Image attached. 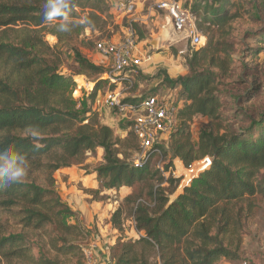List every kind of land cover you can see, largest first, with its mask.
I'll list each match as a JSON object with an SVG mask.
<instances>
[{"label": "trees", "instance_id": "trees-1", "mask_svg": "<svg viewBox=\"0 0 264 264\" xmlns=\"http://www.w3.org/2000/svg\"><path fill=\"white\" fill-rule=\"evenodd\" d=\"M217 1L212 6L200 0L192 7L196 26L207 33L208 41L188 57V73L177 79L164 75V82L179 88L184 97L177 111V127L168 146H161L163 161L171 156L164 171L169 172L175 158L186 166L207 155L213 158L211 166L171 201L167 193L177 189L181 178L171 173L165 178L164 172L154 167V154L136 168L131 151L139 149L137 136L131 131L126 137L116 136L93 109L102 82L98 77L106 69L87 58L76 43L85 28L112 35L114 18L109 0H72L71 17L87 16L92 24L66 33L53 26L59 20L45 21L42 0H0V29L5 28L0 61L7 68L0 77V150L12 147L25 154L32 172L47 173L49 180L48 187L34 179L0 187V207L15 210L19 222L34 232L51 223L59 231H78V225L64 223V217L75 212L54 189L52 175L83 163L88 153L102 149L104 163L96 170L102 187H140L125 200L134 204L132 219L142 234L137 239L122 233L117 237L110 248L113 264H217L221 259L236 258L243 229L239 205L248 197L264 195V106L252 102L262 93V83L257 79L262 71L259 61L264 52V26L246 32L253 44H245L239 51L229 41L227 27L240 16L243 5L235 0ZM247 4L257 23L264 25V0H247ZM18 25H24L25 34L18 35V41L9 40L7 29ZM134 28L144 41L140 23ZM48 34L75 52L74 74L97 77L86 99L89 104L74 97L78 85L73 76L59 72L65 63L63 51L47 43ZM238 70L241 73L236 78ZM249 77L254 80L249 82ZM227 80L233 81L230 84ZM196 117L209 119L200 130L198 144L190 130ZM30 124L39 126L41 139L28 137L26 126ZM37 143L39 148L34 146ZM166 182L173 188L163 186ZM111 222L116 230L123 231L122 207L113 213ZM3 233L0 226V256L8 262L34 259L31 254L35 248L26 233ZM152 249L157 251L154 263L146 255ZM37 259L40 264H51L46 258Z\"/></svg>", "mask_w": 264, "mask_h": 264}, {"label": "rangeland", "instance_id": "rangeland-1", "mask_svg": "<svg viewBox=\"0 0 264 264\" xmlns=\"http://www.w3.org/2000/svg\"><path fill=\"white\" fill-rule=\"evenodd\" d=\"M192 7L200 0H185ZM204 1V0H201ZM243 5L241 7L240 16L234 18L228 25L227 30L230 33L229 41L235 44V47L242 51L245 44H253L251 38L245 36L246 32L255 31L262 28L261 25L253 17V10L247 4V0H235ZM112 8V15L114 18V26H110V32H100L98 30L92 31L91 29L85 28L82 36L79 37L76 43L80 48V51L89 58L92 62L97 61L98 55L94 49V46L99 41H108L116 43V41L122 39L126 35L125 25L131 18L141 17L144 22L140 24L143 28L144 37L141 40L143 42V49L154 51L156 56L154 60L149 63H144L139 67L140 75L135 79L133 85H125L119 87L111 84L108 80H102L100 88L97 91V96L94 104L100 99L102 103L108 93H124L129 94L130 98L133 95L148 96V95H159L163 96L166 92H173L174 97L177 98V105L180 107L183 104L184 97L180 93L179 88L170 87L169 84L164 82V75L168 74L171 78L177 79L181 75L188 73L187 59L193 51H196L192 47L189 41L180 40L179 42H173L168 39V30H170V23L167 20V15L161 12H155L154 4L157 0H137L139 9L136 11L134 16L125 14L122 10L116 7V0H109ZM217 0H205V3L209 5L215 4ZM213 6V5H212ZM5 28L0 29V39L2 38L1 33ZM9 32V40L18 41V35L25 34L24 25H18L13 28L7 29ZM113 31V33H112ZM207 37V33H204ZM17 37V38H16ZM45 40L50 46L57 47L63 51L65 63L59 69L60 73L67 76H73V79L77 83V88H82L87 83L94 82L95 78H89L86 75L74 74L75 68V52L70 51L69 45L58 43V39L53 34L45 36ZM155 43V46L153 45ZM207 43V42H206ZM264 46V45H263ZM238 57L239 52H237ZM106 62H101L106 71H109L110 62L104 59ZM260 68L262 69L258 79L262 83L261 98L258 100L253 99V103L257 106H264V52L260 55ZM238 65V64H237ZM4 65L0 61V77H3L6 73ZM241 71L238 70L236 78L239 77ZM83 77V78H82ZM99 78V77H98ZM246 79V77L244 78ZM235 80V78L233 79ZM233 80H227L230 84ZM253 77H249L248 81L252 82ZM95 88V87H94ZM78 99L81 103L84 100L89 104L88 97L81 96L80 92L77 93ZM83 101V102H82ZM93 104V106H94ZM250 103L242 106L246 109ZM252 104V103H251ZM233 107V106H232ZM235 107V105H234ZM107 106H100V111H97L100 116H104V112ZM241 108V106H240ZM109 110V109H108ZM111 112V111H110ZM234 109L230 113H233ZM102 118V117H101ZM209 119L205 117H196L190 125L191 134H193V142L198 144L200 138V130L208 123ZM113 130L116 136L126 137L130 132L129 123L123 116L118 117L117 122L113 124ZM168 144L165 145L167 147ZM138 149L132 150L131 162H135L136 154ZM85 160L81 164H76L72 167L62 168L52 175L55 180L54 189L60 195L63 202H66L69 207L75 212L74 215H67L64 217V223L69 226L78 225L79 230L73 229H62L57 230L56 225L53 223L49 224L44 230L35 231L31 228H25L23 224L19 222L20 216L12 209H3L0 207V226L3 230L4 235L13 233L23 232L29 237L30 243L35 248L32 252L34 259H18L14 258L8 262L4 257L0 256V264H40L38 259L46 258L51 264H83L84 261V248L96 241L102 245L106 251L107 247H112L116 244L117 237L122 233L128 238L137 239L139 236L132 231V208L134 204H130L125 200V191L116 189H107L102 187V180L97 175V167L104 163L103 150L97 149L96 153H88L85 156ZM171 156L163 162L164 157L154 158V167L157 169L159 166H164L168 163ZM179 169L178 173L183 171V166L180 162H177ZM30 165V164H29ZM165 169V167H164ZM165 178L169 175L164 171ZM83 177V181L78 179ZM264 177V171L262 172ZM88 176V177H87ZM87 177V179H86ZM70 178H73L70 180ZM36 180L44 187H48L49 180L48 174L41 171H33L31 165L28 168L26 178L24 182ZM181 182L177 189L167 194L171 201L183 193V186L180 187ZM163 186L167 188H173L168 182L164 183ZM186 186V185H184ZM131 189L137 192L140 187ZM79 207V209H78ZM123 208V231H118L114 228L111 222L113 213ZM239 207L242 208V242L240 249L237 252L236 258L221 259L217 264H264V195L256 194L248 197L247 200L240 203ZM82 230V231H81ZM36 245V246H35ZM157 251L147 250L146 255L150 262L156 261Z\"/></svg>", "mask_w": 264, "mask_h": 264}, {"label": "built area", "instance_id": "built-area-1", "mask_svg": "<svg viewBox=\"0 0 264 264\" xmlns=\"http://www.w3.org/2000/svg\"><path fill=\"white\" fill-rule=\"evenodd\" d=\"M116 7L125 14L134 16L139 9L137 0H116ZM155 12H163L170 23L168 39L173 42L187 40L192 47L200 50L207 42V37L203 31L196 26V17L192 12V6L185 0H157L154 4ZM142 24L141 17L131 18L125 25L126 35L116 43L99 41L94 49L97 54L110 62V70L102 74L99 79L108 80L111 84L122 87L133 85L135 79L140 75L139 67L144 63H149L156 56L154 51L143 49V42L140 40L136 23ZM95 82L87 83L84 90L80 87L74 91V97L78 99L77 93L81 96L89 97L94 90ZM123 93L110 92L105 97L104 102L99 99L94 104L93 109L100 111V106H107L111 115L118 119L123 116L129 123L130 131L137 136L139 149L136 154L134 166H140L148 161L151 155L161 156V146L167 144L170 134L175 130L178 120L177 98L173 92H166L163 96L148 95L138 101L127 100ZM164 162V161H163ZM182 163L179 158L173 160L168 174L181 178L180 187L191 185L197 176L209 168L213 162L210 155L186 166L183 164V171L178 173L176 164ZM159 170L164 172V166H159ZM166 174V173H164ZM132 231L140 236L142 233L137 230L135 221L131 219ZM126 226V225H124ZM99 241L91 243L88 248H84L83 264H113L110 257V248L106 251Z\"/></svg>", "mask_w": 264, "mask_h": 264}, {"label": "clouds", "instance_id": "clouds-1", "mask_svg": "<svg viewBox=\"0 0 264 264\" xmlns=\"http://www.w3.org/2000/svg\"><path fill=\"white\" fill-rule=\"evenodd\" d=\"M41 8L46 22L59 20V23L53 26L61 33L71 32L80 25L92 24L87 16L78 19L71 17L72 0H42ZM26 131L28 137L33 140L42 138L38 125L30 124L26 126ZM34 146L39 148L41 145L37 143ZM29 166L26 155L20 151L12 147L0 150V187L23 183Z\"/></svg>", "mask_w": 264, "mask_h": 264}, {"label": "crops", "instance_id": "crops-1", "mask_svg": "<svg viewBox=\"0 0 264 264\" xmlns=\"http://www.w3.org/2000/svg\"><path fill=\"white\" fill-rule=\"evenodd\" d=\"M98 55V58H97V61H95V63L96 64H99V65H101V62H106L105 60H104V58L103 57H101L99 54H97ZM115 91H117V90H115ZM123 96L124 97H129L130 95L129 94H124L123 93ZM133 98H135V97H138L137 95H133L132 96ZM104 107V106H103ZM106 107V106H105ZM109 108H106L105 109V112H104V116L102 115L101 117H102V121H103V123H105V124H107V125H109V126H111L112 128H113V124H115V122H117V118H115L113 115H111V113H110V109L108 110ZM183 163V162H182ZM184 164V163H183ZM183 164H180L181 166H183ZM176 167H177V169H179V167L180 166H178V164H176ZM77 178L79 177V175L78 176H76ZM88 177V176H87ZM87 177H86V179H87ZM73 178H70V180H72ZM78 179H80L81 181H83L82 179H83V177L82 178H78ZM121 191H125V194H124V197H126V196H128L129 194H131V189L129 188V187H122L121 189H120ZM78 209H79V207H78Z\"/></svg>", "mask_w": 264, "mask_h": 264}, {"label": "water", "instance_id": "water-1", "mask_svg": "<svg viewBox=\"0 0 264 264\" xmlns=\"http://www.w3.org/2000/svg\"><path fill=\"white\" fill-rule=\"evenodd\" d=\"M153 45L155 46V43Z\"/></svg>", "mask_w": 264, "mask_h": 264}, {"label": "bare ground", "instance_id": "bare-ground-1", "mask_svg": "<svg viewBox=\"0 0 264 264\" xmlns=\"http://www.w3.org/2000/svg\"><path fill=\"white\" fill-rule=\"evenodd\" d=\"M83 78V77H82Z\"/></svg>", "mask_w": 264, "mask_h": 264}]
</instances>
